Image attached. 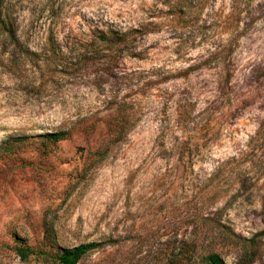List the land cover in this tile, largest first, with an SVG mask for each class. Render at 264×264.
I'll use <instances>...</instances> for the list:
<instances>
[{
  "label": "rangeland",
  "instance_id": "374dc122",
  "mask_svg": "<svg viewBox=\"0 0 264 264\" xmlns=\"http://www.w3.org/2000/svg\"><path fill=\"white\" fill-rule=\"evenodd\" d=\"M0 8L16 31L0 28V144L69 131L0 152V264H33L12 234L36 245L50 217L61 246L104 243L78 264H195L184 245L233 264L217 227L264 229V0ZM123 108L128 131L110 145Z\"/></svg>",
  "mask_w": 264,
  "mask_h": 264
},
{
  "label": "trees",
  "instance_id": "16d2710c",
  "mask_svg": "<svg viewBox=\"0 0 264 264\" xmlns=\"http://www.w3.org/2000/svg\"><path fill=\"white\" fill-rule=\"evenodd\" d=\"M0 28L8 33L12 38L16 37L14 27L8 22L5 15L3 16V9L0 8ZM107 36V35H106ZM125 40L128 37L127 33L122 34ZM120 109V113H121ZM129 113L126 108L117 122V129L113 135V139L109 142L110 145L119 142L123 139L128 131L125 125L128 123ZM69 131L57 130L37 134L35 136H16L11 137L0 144V152H14L18 148L26 144L31 137L41 140L45 149H49L51 145L56 144L62 139L67 138ZM110 145L100 146L94 151V163L99 164L104 161L109 151ZM45 232L42 240L36 244H29L24 238L20 237L18 233L14 232L13 251L20 257L22 261L30 262L33 264H78L84 255L100 248L104 243L101 241L82 242L73 246L59 245L58 235L54 228L53 218H46ZM215 238L225 247L234 249V262L233 264H253L261 250V242L264 237V229L256 232L252 236H245L237 233L229 224L221 223L220 227L216 229ZM3 244H0V249ZM179 257L183 256L187 262H195V264H229L223 253L217 249H208L205 253L196 257V249L193 245H184L179 249L177 254ZM2 260V253L0 251V263Z\"/></svg>",
  "mask_w": 264,
  "mask_h": 264
}]
</instances>
